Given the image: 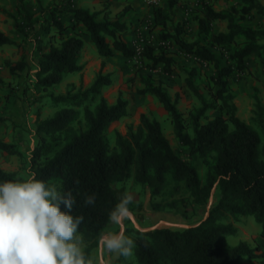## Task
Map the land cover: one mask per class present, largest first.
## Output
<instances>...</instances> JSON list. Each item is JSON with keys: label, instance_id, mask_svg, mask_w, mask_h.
<instances>
[{"label": "trees", "instance_id": "trees-1", "mask_svg": "<svg viewBox=\"0 0 264 264\" xmlns=\"http://www.w3.org/2000/svg\"><path fill=\"white\" fill-rule=\"evenodd\" d=\"M15 9L16 13L12 15L14 29L28 37L29 31L37 25V19L24 0H16ZM71 12L74 24H81L102 58H110L116 51L130 58L134 56V49L117 34L122 25L115 23L113 27L109 21L98 20V13L81 7H75ZM251 12L263 18L261 27L243 25L236 20L235 14L243 17ZM53 14L52 22L42 23L40 27L48 33L50 27L55 26L52 37L62 34L60 43L51 40L48 50L36 58L37 83L45 89L60 83L66 74L78 73L84 68L80 62L84 39L78 33L64 36L67 25L60 16ZM156 17L159 24H167V17L161 10H156ZM219 19L228 22V31H212L210 23ZM199 28L201 33L211 34L215 43L227 46L233 43L236 47L232 55L235 65H222L205 45L188 43L174 35L176 42L187 51L204 60L214 61L216 74L213 79L218 86L216 97L225 115L201 122L205 110L211 106L205 105L194 117L191 135L186 131L177 100L173 101L160 84L146 79L145 87L140 89L142 94L152 93L159 97L169 111L177 138L190 148L189 160L175 153L161 123L145 114L135 129L133 126L128 128L127 134L117 131V149L110 148L108 130L113 122L126 116L128 103L119 97L111 104L102 95L103 87L111 83V78L101 71L90 87L83 91L51 95L55 104L64 106L52 117L41 119L39 115L35 121L38 141L30 153L29 169L38 179L45 180L49 187L55 185L61 194L72 193L75 203L70 214L74 218L83 216L77 234L90 241L84 251L86 255L98 246V237L114 226L108 219L109 213L126 194L124 183L135 168V179L150 189L152 197L161 192L167 174L171 173L176 181L185 182L193 210L208 209L213 198L208 216L183 229L159 226L141 230L132 226L137 264H241L243 256H258L257 249L245 241L230 246L227 235L235 234L236 227L222 220L229 215L234 218L252 215L261 225L264 240V147L260 148V134L236 115L227 79L235 68L244 67L247 56L253 53L260 55L264 51V43H261L264 40V4L260 0H242L240 7L232 6L227 11L207 6L205 16L199 19ZM107 36L112 38L111 42ZM240 37L243 44L238 45L237 38ZM14 43V39L0 29V45ZM145 54L153 64L164 63L166 70L172 71L171 58L154 54L149 46ZM104 65L103 60L102 67ZM24 66L22 60L12 63L10 72ZM3 83L0 77V84ZM87 101L95 103V106L85 105ZM40 111L39 108V114ZM1 152L22 156L17 144L3 138H0ZM200 157L211 159L204 181L193 163ZM7 180H24V177L0 167V183ZM93 195L95 202L86 204V197Z\"/></svg>", "mask_w": 264, "mask_h": 264}, {"label": "rangeland", "instance_id": "rangeland-1", "mask_svg": "<svg viewBox=\"0 0 264 264\" xmlns=\"http://www.w3.org/2000/svg\"><path fill=\"white\" fill-rule=\"evenodd\" d=\"M26 7L37 19V25L29 31L28 37L18 34L14 29L16 13V0H0V26L8 35L12 36L14 44H4L0 52V77L4 83L0 84V131L8 128L14 132L23 129L26 136L17 139L19 147L23 145L25 150L22 156L8 154L15 157L11 159V165L19 167L18 172L24 179L31 175L29 169L30 153L37 144L38 136L33 133L35 121L40 115L41 119L52 117L61 109L62 103L55 104L51 95L75 93L90 87L96 76L101 71L108 74L111 83L102 89V95L109 103H115L119 97L128 103L127 114L111 124L108 130V142L112 150L117 149L116 132L127 134L128 128L134 129L140 124L143 114L161 123L164 135L169 140L177 155L189 160L190 148L183 145L177 138L169 111L156 95L152 93H140L146 85V79L154 84H160L170 98L177 100V108L182 113L186 131L193 135V121L195 115L205 105L207 108L201 118L206 122L225 111L220 108V101L216 97L218 86L213 77L216 74L214 61H207L198 57L193 52L187 51L179 45L174 35L188 43L199 42L209 48L222 65H235L233 49L235 44H218L212 39L211 34L201 33L199 19L205 16L206 7L215 10H229L232 6L240 7L242 0H24ZM264 4V0H260ZM81 7L90 12L98 13V20H106L110 23L122 25L117 34L123 39L135 53L133 57H127L120 51H116L110 58H102L89 34L85 33L81 24H74L71 9ZM156 10H161L167 17L166 25L158 23ZM53 12L60 16L67 25L63 35L78 33L84 39V47L80 62L84 68L78 73H68L63 80L47 89L37 83L36 58L47 51L51 40L60 43L62 34L57 33L55 26L46 33L42 23L47 25L52 22ZM236 20L255 28L263 25V18L256 12L245 16L235 14ZM213 32L228 31V22L224 19L210 23ZM111 42L112 38L107 36ZM238 45L243 44V38H237ZM264 43V40H261ZM152 47L153 53L165 55L171 58L172 71L165 68L164 63L153 64L145 51ZM1 48V47H0ZM236 48V47H235ZM24 61L25 66L14 73L10 72V64ZM105 65L102 67V61ZM242 69L235 68L227 77L229 91L233 96L232 102L236 105V115L256 130L261 137V146L264 147V51L262 54H251L245 58ZM85 105L91 108L95 103L87 101ZM29 107L30 112L25 108ZM41 109L40 114L38 109ZM24 109V110H23ZM83 108H80L82 110ZM11 115H14L16 120ZM35 117V118H34ZM22 131V130H21ZM198 158L193 163L197 166L202 181L205 180L209 162ZM126 194L132 197L129 206L131 217L123 224L113 226L109 231L124 230L126 235H135L132 226L141 230H150L153 227L172 226L179 229L197 224L202 217L208 216V209L199 208L196 211L190 206V193L184 181H176L171 173L167 178L161 192L152 197L148 187L135 179V168L132 176L124 183ZM213 201V198H212ZM211 202V201H210ZM212 204V203H211ZM210 204V205H211ZM158 205V207H155ZM131 220V221H130ZM222 221L233 223L236 233L227 235V243L235 246L241 241L249 243L256 250L257 257L243 256L241 264H264V240L261 236V225L252 215H240L238 218L227 216ZM105 232V233H107ZM79 247L82 249L86 264L92 255L96 256L97 246L89 255L84 253L90 241L81 235ZM119 264H137L135 248L133 256L120 258Z\"/></svg>", "mask_w": 264, "mask_h": 264}, {"label": "clouds", "instance_id": "clouds-1", "mask_svg": "<svg viewBox=\"0 0 264 264\" xmlns=\"http://www.w3.org/2000/svg\"><path fill=\"white\" fill-rule=\"evenodd\" d=\"M94 202V195L86 197V204ZM74 203L70 191L61 194L34 172L24 180L0 183V264H86L82 238L76 235L83 216L70 214ZM131 203L130 195H122L109 221L118 227L128 220ZM98 247L127 259L136 241L124 230L112 231L98 237Z\"/></svg>", "mask_w": 264, "mask_h": 264}, {"label": "crops", "instance_id": "crops-1", "mask_svg": "<svg viewBox=\"0 0 264 264\" xmlns=\"http://www.w3.org/2000/svg\"><path fill=\"white\" fill-rule=\"evenodd\" d=\"M0 29L2 30V26H0ZM0 47H1L0 52L3 49H5L3 46H0ZM25 109L28 110V112L31 111V109H29V107H27ZM11 116L13 117L14 120H16L15 119L16 117L14 115H11ZM11 128H8V133L6 132L7 129L4 131H0V138H3L6 142L17 143V139L19 140V138H23L26 136V132L23 129H20V132L18 133V132H14V130ZM33 133L35 134V130H33ZM18 136H19V138H18ZM20 149L22 151H24L25 147L23 145H21ZM4 153L5 152L0 153V167L3 168L4 170L10 171V172H15L16 170H18L19 167L16 166L17 160H16V164L11 165V159L15 161V158H12L15 156L5 155ZM93 249L91 251H93ZM121 257L122 256L116 257L115 255H109L105 251L98 249L96 256L92 255V257L90 258V262H91V264H115L118 261V259H120Z\"/></svg>", "mask_w": 264, "mask_h": 264}, {"label": "water", "instance_id": "water-1", "mask_svg": "<svg viewBox=\"0 0 264 264\" xmlns=\"http://www.w3.org/2000/svg\"><path fill=\"white\" fill-rule=\"evenodd\" d=\"M212 203V198H211V202H210V204ZM209 208H210V205H209ZM154 228H156V227H153L152 229H154Z\"/></svg>", "mask_w": 264, "mask_h": 264}]
</instances>
